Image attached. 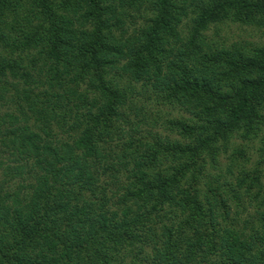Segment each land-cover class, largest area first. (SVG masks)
I'll list each match as a JSON object with an SVG mask.
<instances>
[{
	"label": "trees",
	"instance_id": "trees-1",
	"mask_svg": "<svg viewBox=\"0 0 264 264\" xmlns=\"http://www.w3.org/2000/svg\"><path fill=\"white\" fill-rule=\"evenodd\" d=\"M229 23L264 0H0V264H264V44Z\"/></svg>",
	"mask_w": 264,
	"mask_h": 264
},
{
	"label": "rangeland",
	"instance_id": "rangeland-1",
	"mask_svg": "<svg viewBox=\"0 0 264 264\" xmlns=\"http://www.w3.org/2000/svg\"><path fill=\"white\" fill-rule=\"evenodd\" d=\"M220 29V28H219ZM218 29V34L220 38L225 42L230 41H252L255 43H262L264 44V35L261 31L256 30L255 28L249 27L246 28L245 26L229 23L225 28H222L221 30ZM212 28L210 30V34H212ZM235 141H240V139H236ZM252 161H254L256 157L255 151H251L250 153ZM226 159L225 157L222 158L221 164H225Z\"/></svg>",
	"mask_w": 264,
	"mask_h": 264
}]
</instances>
